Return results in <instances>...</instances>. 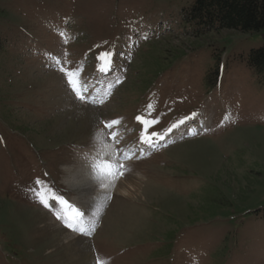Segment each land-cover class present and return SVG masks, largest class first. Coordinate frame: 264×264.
<instances>
[{"label": "rangeland", "instance_id": "374dc122", "mask_svg": "<svg viewBox=\"0 0 264 264\" xmlns=\"http://www.w3.org/2000/svg\"><path fill=\"white\" fill-rule=\"evenodd\" d=\"M194 1L0 0V264H264V72L246 60L264 28L165 60L167 44L190 43L181 14ZM138 115L160 134L194 118L148 149ZM102 145L119 150L131 195L96 191L83 236L30 190L39 179L77 206L91 200L67 172Z\"/></svg>", "mask_w": 264, "mask_h": 264}, {"label": "snow or ice", "instance_id": "6c2138e0", "mask_svg": "<svg viewBox=\"0 0 264 264\" xmlns=\"http://www.w3.org/2000/svg\"><path fill=\"white\" fill-rule=\"evenodd\" d=\"M111 53L105 52L100 59L104 61L103 67L99 69L100 72L106 73L111 71ZM61 72H63L67 77V87L70 89V91L74 94L75 98L84 103L88 104H95L96 101L94 99H88L85 96L84 89L82 86L79 85V81L77 79V74L73 71H69L66 69L61 68ZM122 80L118 77L115 81L116 84L121 83ZM101 104L105 103V101L101 100ZM151 115L150 113L148 114ZM193 117H185L183 119H180L176 123L172 124L171 127H169L164 135H161L160 132L157 131H151V129L160 123L159 119H149L146 116L138 115L135 117V120L137 121L138 125L141 128V134L138 137L139 144L142 146H147L148 149H155L158 147L160 141H164L166 135L171 134L174 132V130H178L181 128L182 125L186 123V121ZM105 129H113L116 126H119L121 121L120 119H114L111 121H103ZM190 135H196V132H190ZM118 134L116 132L110 133V138L113 141L117 140ZM183 138V137H181ZM115 151H119L118 149H115L113 152V155ZM144 151V148H141V152ZM150 154V153H149ZM139 158H143V156H140ZM124 159H131V156H124ZM96 168L98 169V177L97 179L100 181L98 187L101 189H107L109 185L115 186L114 182L118 178L122 177L125 172V165L119 161H117L115 164H113L108 158L107 155L105 159L101 161L100 164L96 165ZM104 181H107V183H104ZM95 190V188L93 189ZM32 194L36 197V200L46 209H49L50 211H53V214L55 215L56 219L59 221H62L64 227L67 229L79 233L83 236H89L92 231H94L95 228V221L89 220L86 217V212L91 208L92 204L95 203V199L86 201L80 206H77L73 203H70L63 195L59 194L51 185H46V182L41 181L39 179L35 182V187H33L31 190ZM108 200L111 199V196L106 197ZM59 209L56 211L55 209ZM99 211V209H97ZM96 212H94L92 215L93 217L96 216ZM96 264H102L101 261L97 260Z\"/></svg>", "mask_w": 264, "mask_h": 264}, {"label": "trees", "instance_id": "16d2710c", "mask_svg": "<svg viewBox=\"0 0 264 264\" xmlns=\"http://www.w3.org/2000/svg\"><path fill=\"white\" fill-rule=\"evenodd\" d=\"M182 21L188 25L184 40L189 44L178 47L167 44L164 59L174 51L184 52L191 45H200L221 36L224 32L249 33L264 28V0H195L184 8ZM247 63L258 72H264V47L252 48ZM214 70V69H213ZM220 72L219 66L214 70Z\"/></svg>", "mask_w": 264, "mask_h": 264}, {"label": "bare ground", "instance_id": "6f19581e", "mask_svg": "<svg viewBox=\"0 0 264 264\" xmlns=\"http://www.w3.org/2000/svg\"><path fill=\"white\" fill-rule=\"evenodd\" d=\"M164 134L161 133V135H164ZM160 142H162V141H160ZM114 150H115V148H113L112 145H102L100 150H98V149L95 150L92 158L87 157L89 159V162H83L82 161L81 165H78L75 167H72V164H69L70 168H69L67 173L70 176L67 177V183L69 185H71L75 190H78V191L81 190V194L83 195L82 198L87 197V196H91L90 197L91 200L93 198L96 200L95 197H92V195H96L95 194L96 191H100V194H98L97 196H99V198H101L102 195L113 192L115 189L122 191L124 194H126L128 196L131 195L130 189L126 188L123 185V182H118L119 178L117 180H115V182H114L115 186L114 187L111 185H109V187L107 189H101L98 187L100 181L97 179L98 169L96 168V165L100 164L101 161L103 159H105L106 155H107V158L113 164H115L116 160H114V159H116L115 155L117 152L114 153V155H113ZM104 183H107V181H104ZM94 188H95V190H93ZM77 200H78V198H77ZM58 210L59 209L57 208V211Z\"/></svg>", "mask_w": 264, "mask_h": 264}]
</instances>
